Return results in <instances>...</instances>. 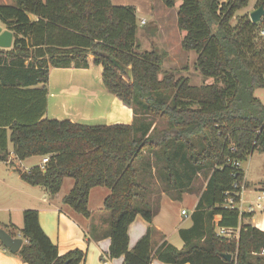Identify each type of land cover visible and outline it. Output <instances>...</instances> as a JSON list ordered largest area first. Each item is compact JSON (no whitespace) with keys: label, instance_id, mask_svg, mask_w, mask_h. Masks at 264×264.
<instances>
[{"label":"trees","instance_id":"trees-1","mask_svg":"<svg viewBox=\"0 0 264 264\" xmlns=\"http://www.w3.org/2000/svg\"><path fill=\"white\" fill-rule=\"evenodd\" d=\"M12 1L0 5V23L13 34L12 47L0 50V118L6 120L0 122V162L7 160L8 139L18 160L47 157L44 170L19 172L21 180L53 196L64 178L72 179L63 203L83 217L89 216L91 189H108L103 207L110 215L109 257L123 258V264H150L152 257L165 264H264V232L243 224L252 214L236 207L241 164L254 152L264 153V106L254 96L264 88V16L256 24L248 15L230 24L249 0H161L167 8L180 3L181 49L195 53V69L212 79L197 87L163 70L166 53L138 52L133 6ZM260 6L264 0L254 8ZM89 56L101 68L102 86L130 111V120L120 105L112 106L108 125L42 120L49 70L88 69ZM37 85L43 87L30 89ZM201 175L206 187L190 228L179 231L183 247L164 242L152 254L149 228L129 249L130 224L140 215L151 225L157 211L148 208L144 179L154 176L163 193L178 198L193 192ZM217 229H238V236H220ZM21 234L27 243L18 255L26 264H79L85 257L80 250L59 256L36 210L23 211Z\"/></svg>","mask_w":264,"mask_h":264},{"label":"crops","instance_id":"crops-1","mask_svg":"<svg viewBox=\"0 0 264 264\" xmlns=\"http://www.w3.org/2000/svg\"><path fill=\"white\" fill-rule=\"evenodd\" d=\"M111 2L117 6H133L136 9V21L138 14L141 16V18H139L140 25H146L148 20H152V29H150L148 33L150 34V32H154L155 39L156 36L158 37V40H155L157 46L172 48L175 46L178 49L177 51L181 58H185L193 53L183 52L181 49V41L185 36V32L180 31L177 27V10L180 3H176L173 8H163L162 2L156 1L154 4V0H111ZM142 21L143 24H141ZM166 22H170L171 25V28L169 29L170 32H168L169 34H164L163 32L167 29ZM2 29L5 30L6 28L3 26ZM158 35H160V38ZM165 38H172L173 42L169 44L168 42L165 43ZM171 50L172 49L169 48L164 50L166 57L163 64H165V60L171 59ZM176 62L177 61L174 60V63ZM88 63V69H62L67 70L69 73H94V79L96 80V83H93L94 85H92L90 75L81 74L86 78L82 84L80 82L76 85L72 84L69 89L62 85L63 88L60 89L59 96L65 95L64 99H68L67 101L69 103L76 102L77 105L76 111L72 108V117L58 120L57 118L54 119L55 117H52L51 119L48 116L49 82L47 80V83L45 84L47 92L46 109L41 118L42 120H67L75 124L86 126L108 125L111 123V119L108 115L113 105L118 108L120 105V111L129 116L127 117V121L130 120V111L116 102L114 97L102 86L101 68L93 64L91 56L88 57ZM209 81L212 82V79ZM211 82L209 84H211ZM42 87V85H37L30 89H41ZM65 107L66 106H64L63 111L67 114ZM97 107L99 110L102 108L104 109L101 115L95 117L94 111ZM20 116H29V114L26 113L23 115V112L21 111ZM98 120L100 122H97L96 124L91 123L92 121ZM5 121L6 120L0 118V122ZM4 128L7 133L10 134L8 127ZM7 152V160L0 162V228L7 232L12 238L21 239L22 245H24L27 242L21 234L22 226L20 225L21 228L19 229L14 227L11 221V214L13 212L20 213L22 218L23 211L36 210L38 212L39 224L43 232L56 246L59 256H64L73 250H80L85 254V257L79 264H123V258L111 259L109 257L110 215L103 207L104 199L109 195L108 189L103 187L91 189L87 204L89 216L83 217L75 213L69 206L63 203V198L73 188L74 181L72 179L64 178L59 192L52 196L41 187H33L26 184L21 180L19 175V172H26L34 166H40L42 157H30L24 160H18L14 154L13 145L9 139L7 143ZM34 158H37V160L40 161L32 162V159ZM243 182L247 185L250 184L245 178ZM159 191H157L156 194L157 199L155 202L158 201L157 211L153 217L152 224L149 225L140 215H137L135 220L128 227L127 234L129 238V249H132L135 246L138 240L147 233L149 228L152 229L150 234L152 254H154L164 242L172 245L178 250L183 247V242L179 237V231L181 229L190 228L191 221L189 217L198 202L199 196L195 193H182L177 198L176 196H169L161 190ZM243 192H245V190H243ZM241 196L242 192L240 193V202ZM90 201L95 202L92 209L90 208ZM184 202L189 203V207H184ZM261 208L262 207L257 209ZM182 210H185L188 215L181 216L180 212ZM240 213H251V218L245 219L243 224H249L250 226L264 232V215L260 214L257 216L255 211ZM237 236L238 229L232 230L231 234L225 237L236 239ZM0 264L26 263L21 260L18 252L14 254L11 253L8 249L4 248L0 242ZM150 264L165 263L152 257Z\"/></svg>","mask_w":264,"mask_h":264},{"label":"rangeland","instance_id":"rangeland-1","mask_svg":"<svg viewBox=\"0 0 264 264\" xmlns=\"http://www.w3.org/2000/svg\"><path fill=\"white\" fill-rule=\"evenodd\" d=\"M157 2H161L160 0H154V4ZM257 0H249L247 7L237 11L231 20L230 24L234 26L237 23V18L241 17L243 15H248L256 10L255 4ZM0 4H14L12 0H0ZM159 4V3H158ZM165 6L163 5V8ZM166 8V7H165ZM139 18H141L140 14L137 16V32H136V44L139 47L138 52L142 53L145 51H151L155 50L158 53H165L164 50L166 49H172L171 50V59L165 60V64H163V69L166 71H173L176 73L177 77H185L188 78L189 83L191 86H200V85H206L209 84L211 81L210 79H204L200 73L195 69V60L196 55L195 53L190 54L189 56L185 58H181L178 49L173 46L172 47H159L157 46V43L155 40H158V37L156 36L154 32L148 33L150 29H152V20H148L146 25H140ZM168 21V20H167ZM167 29L164 30V34L170 32V22H166ZM0 28H3V25L0 23ZM169 34V33H168ZM160 38V35H158ZM261 36V35H260ZM162 38V36H161ZM264 41V36H261L259 38V42ZM164 42L168 44L173 42L172 38H165ZM185 52V51H183ZM174 60L177 61L174 63ZM165 65V66H164ZM50 76L48 79V85H49V98H48V116L52 119V117H55L54 119L62 120V119H68L72 117V108L74 111L77 110L76 102L69 103L67 100L64 99L65 95L59 96V91L63 86H66L67 89H69L70 85L78 84L79 82L82 84L86 80L83 75L81 74H89L90 79H92V85L96 83V80L94 79V73H84V72H67V70L62 69H50ZM161 76H159L160 78ZM94 83V84H93ZM212 83V82H211ZM254 96L261 102V104L264 106V88L258 89L254 92ZM64 106L65 110L67 111V114L64 113ZM104 108L99 110V108H95V114L94 116L97 117L102 114ZM77 113V112H76ZM79 121V120H77ZM98 121H92L91 123L96 124ZM32 162H38L40 160H37V158L32 159ZM240 167V165H239ZM244 173V178L247 180L249 185H247L246 188H244V182L241 181V187L243 186V189L241 188L242 196H241V202L237 205L240 212H247L249 207L255 211L256 215L259 216L264 215V199L260 202L261 209L256 208V198L260 196L261 192H264V153L260 152H254L251 156L247 158L246 161H244L241 164L240 167ZM147 183V187L149 189V193L147 194V199L150 202V206H148L149 209H156L157 208V202L155 200L157 199V191L162 190V184L157 181V179L153 176L152 178L146 177L144 179ZM207 177L206 176H198L196 180L193 183V192L196 195L200 196L201 193L204 191L206 187ZM66 188V187H64ZM65 190V189H64ZM245 190V192H243ZM160 192V191H159ZM175 197V196H172ZM90 208L92 209L94 207L95 202L90 201ZM178 206V205H177ZM184 207H189V203L184 202ZM108 214V213H106ZM18 219V220H17ZM11 221L14 225V227H17V229L21 228L22 226V218L20 213L13 212L11 214ZM159 221V220H158ZM21 223V224H20ZM21 225V226H20Z\"/></svg>","mask_w":264,"mask_h":264},{"label":"water","instance_id":"water-1","mask_svg":"<svg viewBox=\"0 0 264 264\" xmlns=\"http://www.w3.org/2000/svg\"><path fill=\"white\" fill-rule=\"evenodd\" d=\"M264 16V8L262 6L258 7L256 10L252 11L249 14V20L252 24H256L260 22L261 18ZM13 43V34L7 29L2 30L0 28V48L2 50H9L12 47ZM131 75L128 72V78ZM0 242L2 246L8 249L11 253H17L22 245L21 239L12 238L7 232H5L2 228H0ZM226 261L231 260L230 255L222 256Z\"/></svg>","mask_w":264,"mask_h":264},{"label":"built area","instance_id":"built-area-1","mask_svg":"<svg viewBox=\"0 0 264 264\" xmlns=\"http://www.w3.org/2000/svg\"><path fill=\"white\" fill-rule=\"evenodd\" d=\"M141 24H143V21L141 22ZM2 30H3V29H2ZM260 35H261V36H264V30L261 31ZM0 50H2V49L0 48ZM47 161H48L47 157L42 158V161H41V164H40V169H41V170H44V167H45V164L47 163ZM237 165H238V164H237ZM241 188L243 189V186H242ZM263 199H264V192H261V193H260V196H258V197L256 198V208H260V207H261L260 202H261ZM229 203L232 204V201H229ZM248 211H249V212H253V209H252L251 207H249ZM180 214H181V216H187V215H188L187 212H186L185 210H182V211L180 212ZM231 232H232V230H226V229H218V230H217V233H218V235H220V236H228V235L231 234ZM263 254H264V251L262 250V251H261V255H263Z\"/></svg>","mask_w":264,"mask_h":264}]
</instances>
